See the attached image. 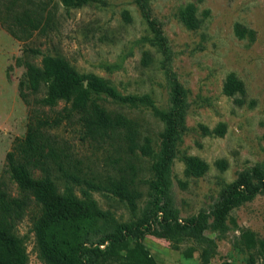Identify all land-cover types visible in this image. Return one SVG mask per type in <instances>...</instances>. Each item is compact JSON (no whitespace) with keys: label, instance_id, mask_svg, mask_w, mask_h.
<instances>
[{"label":"rangeland","instance_id":"374dc122","mask_svg":"<svg viewBox=\"0 0 264 264\" xmlns=\"http://www.w3.org/2000/svg\"><path fill=\"white\" fill-rule=\"evenodd\" d=\"M145 10L148 17L136 0H87L71 6L62 0H0V182L18 195L5 171V158L28 123L29 106L19 94L25 68L16 61L25 57V48L61 56L79 72L109 80L121 95H148L160 111L169 105V77L174 76L183 88L185 108L169 168L167 207L180 224L197 217L204 229L197 233L187 228L171 240L160 235L163 214L155 215L148 158L139 150L130 152L120 135L99 142L82 140L77 126L63 124L56 137L83 177H123L139 193L132 211L111 193L91 190L99 207L112 216L93 227L86 246L105 249V239L118 223L143 218L142 226L156 233H146L139 241L155 264H264V187L233 207L224 227L214 226V208L226 186L241 173L257 185L253 170L264 173V0H145ZM153 24L166 39V56L149 45ZM146 53L149 60L144 59ZM41 56L31 59L40 63ZM230 73L245 85L243 105L234 101L239 94L230 96L223 90ZM118 108L137 123L142 136L157 139L163 124L149 106ZM220 124L222 133L217 131ZM190 156L207 163L202 175L186 173ZM75 192L80 195L79 186ZM165 202L161 198L158 206ZM40 212L32 201L15 225L24 238L29 264H45L32 230ZM86 258L111 264L93 251Z\"/></svg>","mask_w":264,"mask_h":264},{"label":"trees","instance_id":"16d2710c","mask_svg":"<svg viewBox=\"0 0 264 264\" xmlns=\"http://www.w3.org/2000/svg\"><path fill=\"white\" fill-rule=\"evenodd\" d=\"M62 1L65 6H71L87 0ZM136 1L140 12L148 17L145 0ZM29 21L31 23L32 20ZM33 25L36 27L38 24ZM153 25L149 45L166 56V39L161 28ZM23 51L25 57L16 61L25 68L19 94L29 106L28 123L24 136L13 140L5 158V171L17 186L18 195H12L0 182V264H29L24 238L15 232V225L32 201L41 210L33 221L32 230L38 257L45 264H99L96 260L87 261L88 251L111 264H155L139 241V237L146 233H156L142 226L143 218L134 223H118L115 230L107 235L105 249L90 250L86 246L85 237L93 227L112 216L110 211L99 207L90 191L109 192L132 211L136 209L139 193L130 189L123 177L109 176L103 181L83 177L80 167L71 161L56 137L55 132L63 124L77 126L82 140L99 142L120 135L130 152L139 150L148 158L151 172L148 187L155 195V215L158 211L163 214L160 235L171 240L187 228L201 232L205 227L204 221L193 217L188 223L180 224L167 207L170 202L169 168L176 153L177 135L184 122L185 100L178 80L174 76L169 77V105L166 111H160L148 95H121L109 80L90 72L81 73L61 56L42 53L32 47ZM40 54V63L33 62L31 58ZM144 59L149 60L148 53ZM223 90L230 96L239 94L234 98L238 105L245 103V85L234 73L226 76ZM108 104L115 106L109 107ZM139 104L149 106L163 124L155 141L147 135L142 136L137 123L118 108ZM222 127L220 124L217 128L219 133H222ZM220 163L224 164V160ZM207 168V163L196 156L187 159L186 173L189 175L200 176ZM252 174L259 184L254 185L250 175L241 173L223 190L214 208L216 228L224 227L233 207L252 199L264 187V173L255 168ZM58 181L63 183L62 189ZM77 186L80 187V195L75 192ZM161 198L166 200L164 206H158ZM137 230L138 237L134 236ZM130 240L134 242L133 247H129Z\"/></svg>","mask_w":264,"mask_h":264}]
</instances>
